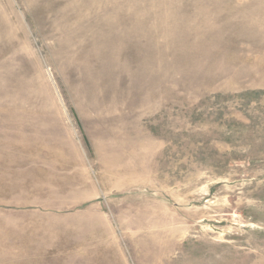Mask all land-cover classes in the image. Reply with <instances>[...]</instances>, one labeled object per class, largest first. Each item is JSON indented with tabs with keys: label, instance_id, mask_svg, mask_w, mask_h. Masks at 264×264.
Here are the masks:
<instances>
[{
	"label": "rangeland",
	"instance_id": "1",
	"mask_svg": "<svg viewBox=\"0 0 264 264\" xmlns=\"http://www.w3.org/2000/svg\"><path fill=\"white\" fill-rule=\"evenodd\" d=\"M0 264H264V0H0Z\"/></svg>",
	"mask_w": 264,
	"mask_h": 264
}]
</instances>
